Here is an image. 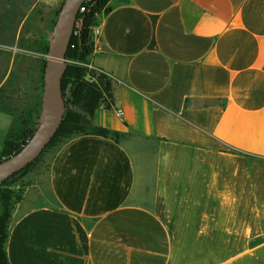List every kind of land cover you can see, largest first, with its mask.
I'll return each instance as SVG.
<instances>
[{"label":"crops","instance_id":"obj_1","mask_svg":"<svg viewBox=\"0 0 264 264\" xmlns=\"http://www.w3.org/2000/svg\"><path fill=\"white\" fill-rule=\"evenodd\" d=\"M63 2H19L17 36ZM97 25L114 105L92 121L118 136L51 147L12 209L10 263L264 264V0H107ZM18 48L31 69L22 109L0 104V156L24 109L41 121L46 55Z\"/></svg>","mask_w":264,"mask_h":264},{"label":"trees","instance_id":"obj_2","mask_svg":"<svg viewBox=\"0 0 264 264\" xmlns=\"http://www.w3.org/2000/svg\"><path fill=\"white\" fill-rule=\"evenodd\" d=\"M107 0H95L93 8L83 14V24L80 34L73 36L67 51V58L70 60L63 76L62 87L65 97V114L63 121L52 140L49 142L41 155L26 166L21 171L12 175L7 180L0 183V264H11L7 252L6 242L8 238V224L14 205L23 197L24 189L17 193L12 188L11 180L18 175L26 174L38 161L42 154L57 142L76 133H91L102 136H118L117 132L108 128L95 126L93 117L95 111L100 107L112 108L114 105L112 79L106 74L95 76L91 74L87 66L83 63L88 62V57L93 53V27L97 25V14L101 11ZM63 3L57 10L60 13ZM56 20H54V25ZM49 40L44 39L43 47L39 50L45 55L49 53ZM46 56L42 59V77L46 66ZM1 105L2 102L0 103ZM0 105V108H4ZM21 104L9 107L10 110H20ZM34 109V107H33ZM20 121L24 129L19 134L9 133L0 161L19 151L35 132L38 123L28 117L27 109L22 111Z\"/></svg>","mask_w":264,"mask_h":264},{"label":"water","instance_id":"obj_3","mask_svg":"<svg viewBox=\"0 0 264 264\" xmlns=\"http://www.w3.org/2000/svg\"><path fill=\"white\" fill-rule=\"evenodd\" d=\"M83 1L64 0L63 2L50 38L49 53L46 54L41 121L33 135L19 151L0 161V183L38 158L63 121L66 102L62 81L70 61L67 58V51Z\"/></svg>","mask_w":264,"mask_h":264},{"label":"rangeland","instance_id":"obj_4","mask_svg":"<svg viewBox=\"0 0 264 264\" xmlns=\"http://www.w3.org/2000/svg\"><path fill=\"white\" fill-rule=\"evenodd\" d=\"M22 1L23 0H0V98L2 99V104H7L8 107L18 104L15 102V98H26V96L23 95L26 92L20 83L29 80L31 69L30 66L25 68L13 65V59L20 61L21 59L27 58L25 52L19 50L18 46L35 48V51L40 52L39 50L43 47L44 39L48 38L50 45V38L54 28V21L52 24L48 25L46 22V27H48V33H46L44 30V20H32L31 24L30 22L29 24H26V29L31 30L33 34H21L20 36H17L16 32L20 23L17 8L19 2ZM55 20H57V17ZM29 25H31V27H28ZM92 37L94 41L93 53L88 57V62L83 64L86 65L91 74H94L95 76L100 74L108 75L93 63L92 57L96 49L99 48L96 47L95 35L93 34ZM42 85L44 87L45 78ZM50 150L51 148L45 151L26 174L18 175L11 180L12 188L17 191V193L24 189L31 173L37 172L39 168L41 169V167L44 166L49 158Z\"/></svg>","mask_w":264,"mask_h":264},{"label":"built area","instance_id":"obj_5","mask_svg":"<svg viewBox=\"0 0 264 264\" xmlns=\"http://www.w3.org/2000/svg\"><path fill=\"white\" fill-rule=\"evenodd\" d=\"M95 4V0H84L82 5L80 6L77 20L74 26L73 36H78L81 32L82 24H83V14L85 12H89ZM101 33V29L99 25L93 27V34L99 35ZM123 114L122 108H116V115L121 117Z\"/></svg>","mask_w":264,"mask_h":264}]
</instances>
